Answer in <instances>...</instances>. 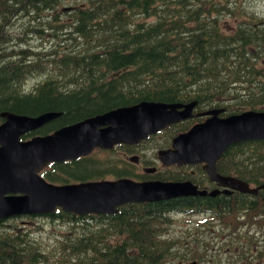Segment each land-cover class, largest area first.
Returning <instances> with one entry per match:
<instances>
[{"label": "trees", "instance_id": "obj_1", "mask_svg": "<svg viewBox=\"0 0 264 264\" xmlns=\"http://www.w3.org/2000/svg\"><path fill=\"white\" fill-rule=\"evenodd\" d=\"M13 1L27 5V0ZM60 1L34 0L36 13L4 14L3 28L10 24L28 28L30 38L48 28L55 40L38 48L22 41L12 47L1 39L0 123L4 111L63 112L43 129L46 133L142 99H196L202 110L225 107L226 114L264 108V17L249 12L246 4L252 0H207L216 5L210 9L205 0H177L179 10L173 13L152 12L157 1L165 0H83V6L71 9L61 24L59 13L53 12ZM43 9L51 12L41 13ZM37 74L45 79L28 89V80ZM115 166L114 161L104 166L95 157H83L59 165L61 173L50 178L68 182L135 175ZM217 168L252 183L264 181V139L232 145ZM181 176L172 170L157 173L162 180ZM241 196V202L254 201ZM229 199L221 195L127 205L110 221L104 216L102 225V215L80 216L58 209L44 217L69 226L59 231L51 251L25 232V225H8L13 218L5 219L0 222V264H157L161 250L168 254V242L161 234L172 221L170 210L214 202L210 209L218 211ZM96 217L91 224L89 220ZM110 234L116 236L112 244ZM204 246L200 240L191 256L203 258ZM126 249L137 253L127 255ZM172 251L175 264L184 261V252Z\"/></svg>", "mask_w": 264, "mask_h": 264}, {"label": "water", "instance_id": "obj_2", "mask_svg": "<svg viewBox=\"0 0 264 264\" xmlns=\"http://www.w3.org/2000/svg\"><path fill=\"white\" fill-rule=\"evenodd\" d=\"M195 102L164 104L141 101L131 107L113 109L75 125L62 128L52 136L22 139L31 129L58 118L62 112L47 111L39 115L4 111L0 124V218L22 212L41 214L61 206L76 214L115 212L127 201L161 200L180 195H205L191 182L136 183L128 179L102 181L69 186H53L36 172L50 160H65L89 153L95 145L112 148L115 144L135 142L166 124L193 116ZM171 110H168V109ZM178 109L184 108L182 111ZM211 108L210 115L191 132L176 138V150L161 151L167 163L203 161L213 179L228 188L257 194L264 184L250 188V183L232 177H220L217 162L225 150L238 140L264 139V110L249 109L218 118L221 110ZM225 111V109H223ZM174 190V191H173ZM226 193L230 191L226 190ZM217 192H212L215 195Z\"/></svg>", "mask_w": 264, "mask_h": 264}, {"label": "rangeland", "instance_id": "obj_3", "mask_svg": "<svg viewBox=\"0 0 264 264\" xmlns=\"http://www.w3.org/2000/svg\"><path fill=\"white\" fill-rule=\"evenodd\" d=\"M82 1L83 0H79V3H81ZM176 1L177 0H168L167 6L170 8H173L176 5ZM192 1L193 0H190V2H192ZM199 1H202V0H199ZM205 2L209 3L208 9L214 8L216 6L214 4H211L212 1L208 2L207 0H205ZM237 3H242V2L237 0ZM71 5H73V1L68 0V1L64 2V5L59 6L58 10H60V11L58 12L59 13L58 19H57L58 23L61 24V23H65L67 21L69 14L71 13V10H66V8H63V6L69 7ZM246 5L249 7V12H253V13H256V14L264 17V0H252L250 4H246ZM165 7H166V5H163L161 3H157L156 4V10H154V11L162 13L161 11L163 9H166ZM53 12L56 13V11H53ZM13 13H21V12L15 11ZM34 13H36V12L34 11ZM41 13H47V11H41ZM226 13H228V12H226ZM5 17L6 16H4V14H2L0 16V24H1L0 25V41L2 38H10L11 37V38H13V40L8 45H11L12 47H14L15 44H17L19 41H22L23 43H26V44H29L31 42L30 45L38 47V48H42V44H43V46H46V47H49L50 45L53 44L55 38L51 39L48 43H46L44 41L41 42V35H39L38 38H35V37L30 38L31 33L28 31L29 29L20 27L17 24L9 25V26H6L7 28L6 27L3 28L4 22H5ZM51 21L55 22L54 19H51ZM132 21H134V20H132ZM35 24H37V22H35ZM126 25H129V24H126ZM33 26H34V24H33ZM13 27H15V28L13 29ZM21 29H22V32H21ZM1 30H3V33ZM50 31H52V30H50ZM8 33H10V34H8ZM20 33H21V36H20ZM66 47H68V45L64 44V51H66V49H67ZM0 56H1V51H0ZM44 79H45L44 74H37L36 76H34L28 80L27 88L29 89V88L34 87L35 85H37L39 82H41ZM168 134H169V132L164 133V135H168ZM145 147H146L145 145L141 146L138 151L141 154L143 152L147 153V156H145V159L154 160L155 159L154 158V151L156 149L154 148V149H148L147 150ZM125 151H126L125 148L120 147L116 150V152L112 156L114 158H117V157H119V155L121 153H123ZM137 155L139 156L140 154H137ZM99 156L105 157L106 153H101ZM253 213L254 212H248L244 218H242L241 215H239L240 216L239 223L244 226V230H246L248 228L247 227V221L252 217ZM186 219L187 218L185 216L177 215L176 216V223L172 227V230H174L176 232L184 230L185 227L183 225L185 224ZM12 220L13 221L7 222V224L11 225V224L16 223V224L20 225L22 223V221H30V222H27V224H26L27 226H30L29 228L31 229V230H28V232L30 233V235L33 238L40 241L49 250H52L55 247L56 237H58V235H57L58 232L59 231H65L68 229V227L63 225L62 222L54 223L50 219L43 218V217H34L32 219H30L29 217H22V218H14ZM222 240L224 241V239H222ZM217 246L224 247V245L221 243H218Z\"/></svg>", "mask_w": 264, "mask_h": 264}, {"label": "flooded vegetation", "instance_id": "obj_4", "mask_svg": "<svg viewBox=\"0 0 264 264\" xmlns=\"http://www.w3.org/2000/svg\"><path fill=\"white\" fill-rule=\"evenodd\" d=\"M21 12V13H34V4L33 0H27V5H24V2H22L21 5L18 3H14L13 0H0V13H13V12ZM264 199V194L262 196ZM257 207L260 205L263 206V203L260 204L259 201L256 203ZM264 209L263 207H259V210L256 213V216L251 219L248 224L252 230H260L264 231ZM261 237L264 238V233L261 234ZM254 247V246H253ZM228 254L231 253V251H227ZM236 254H240V250L235 251ZM164 254V252H163ZM168 258L161 257L159 259V263L161 264H172L176 259V254L169 249L168 250ZM197 261V264H200L201 261L199 259H195ZM210 264H229L227 261H214L210 260L208 261ZM188 261H185L181 264H187ZM240 264H264V258L259 260L258 251L256 249H251L249 251H246V257L242 259V262Z\"/></svg>", "mask_w": 264, "mask_h": 264}, {"label": "bare ground", "instance_id": "obj_5", "mask_svg": "<svg viewBox=\"0 0 264 264\" xmlns=\"http://www.w3.org/2000/svg\"><path fill=\"white\" fill-rule=\"evenodd\" d=\"M1 16V15H0ZM25 21V20H24ZM23 23V22H22ZM1 25V24H0ZM12 25V24H11ZM22 25V24H21ZM7 28V27H6ZM15 27H13V29H14ZM7 30V29H6ZM2 31V33H3V30H1ZM21 32H22V29H21ZM19 33V32H18ZM8 34H10V33H8ZM7 35V34H6ZM15 37V36H14ZM11 38V37H10ZM4 42V41H3ZM45 48V47H44ZM2 59V58H1ZM115 77V76H114ZM230 99V98H229ZM196 100V99H195ZM171 103V102H165V101H159V103ZM202 104V103H201ZM77 170V169H76ZM106 173V172H105ZM73 175H75V174H73ZM114 175V174H113ZM74 177V176H73ZM173 180V179H172Z\"/></svg>", "mask_w": 264, "mask_h": 264}]
</instances>
